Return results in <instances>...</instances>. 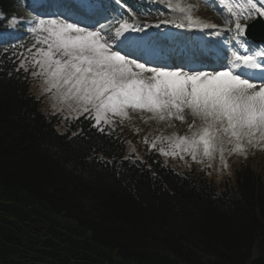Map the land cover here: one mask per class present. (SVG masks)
<instances>
[{
	"label": "trees",
	"instance_id": "trees-1",
	"mask_svg": "<svg viewBox=\"0 0 264 264\" xmlns=\"http://www.w3.org/2000/svg\"><path fill=\"white\" fill-rule=\"evenodd\" d=\"M22 3L0 0V28ZM24 51L0 43V264H264V168L241 164L218 192L201 171L125 158L90 119L59 133Z\"/></svg>",
	"mask_w": 264,
	"mask_h": 264
},
{
	"label": "snow or ice",
	"instance_id": "snow-or-ice-1",
	"mask_svg": "<svg viewBox=\"0 0 264 264\" xmlns=\"http://www.w3.org/2000/svg\"><path fill=\"white\" fill-rule=\"evenodd\" d=\"M219 3L234 18L233 40L248 45L244 52L233 51L229 63L221 65L219 71L168 70L130 58L120 47L123 41L117 43L115 38L126 31H142L148 26L125 21L116 30L115 38L108 37L102 28L90 27L73 18L76 12L85 13L92 7L91 0H75L61 5L64 11L36 19L29 29L34 36L32 47L27 49L33 54L30 63L35 71L32 75L42 77L46 85L44 91L55 90L70 109L78 110L79 114L89 113L96 121L94 126L110 123V116L127 117L129 109L159 115L161 120L165 112L171 116L175 110L176 118L181 121L184 116L179 113L188 110L203 121V127L193 133L191 139L178 138L180 144L188 146L184 150H190L194 161L200 146L204 155L210 156L224 136L229 142L246 139L252 144L257 137L264 140V50L253 52V45H249L247 39H239L245 36L247 29V24H242L241 20L264 17V0H245L244 3L219 0ZM169 7L181 13L182 19L160 23L199 31L217 28L215 24L194 18L192 5L182 6L177 2L170 3ZM24 64L25 61H21V67ZM145 73L151 75L145 76ZM233 151H243L242 145L237 143ZM161 154L175 155L163 149Z\"/></svg>",
	"mask_w": 264,
	"mask_h": 264
},
{
	"label": "rangeland",
	"instance_id": "rangeland-1",
	"mask_svg": "<svg viewBox=\"0 0 264 264\" xmlns=\"http://www.w3.org/2000/svg\"><path fill=\"white\" fill-rule=\"evenodd\" d=\"M40 2V0H27L25 7L21 14L14 20L10 21L8 26L13 28H18L26 32L27 38H33V34L29 31V29L33 26L34 21L36 19L46 17L49 15L48 13L64 11V9L60 6L57 7H49L34 9L33 6L36 2ZM61 1V0H59ZM165 2L168 7L169 4H175L177 2L181 3L182 6L192 5V14L195 17H198L203 22H214L221 24H228V22L224 21L222 15L211 6L207 0H162ZM38 12H44L43 15L38 14ZM68 14V13H66ZM169 20H175L179 17L182 19L173 9L169 7L168 10ZM73 16L81 17L78 12ZM97 21L96 23L89 22L88 26L93 28H102L104 33L108 36H114L115 32L119 28L118 26H114V20H107L103 17V15H99L96 13ZM94 16V17H95ZM225 22V23H224ZM143 26L144 23L140 22ZM109 35H108V34ZM123 35H125L123 33ZM226 39H230V43L223 44V49L226 54L232 53L235 51L233 37L230 36L229 33H221ZM129 35H127L128 38ZM123 37V36H122ZM119 37V38H122ZM118 39V38H116ZM122 39L117 40V43H120ZM34 43V39H33ZM32 44L27 45L26 49L32 47ZM39 47V45H37ZM35 49H33V52ZM33 59V54L28 51H24L22 57L19 60V66L21 67V61H25L24 69H28V76L30 78L29 82V91L35 99L40 101V110L44 114H51L59 116V121L56 124V129L59 133H63L65 131V123L70 122L74 119H77L81 116H86L92 118L89 113L79 114L78 110H73L68 107V104L62 103L59 95L53 90L52 92H45L44 88L46 85L43 83L42 77H34L32 72L35 69L32 67L30 61ZM181 69L183 71H188L186 66H177L172 67L171 70ZM212 70H221L209 68V71ZM75 108V105H73ZM141 117L147 119L150 124H156L155 126H148L136 111L128 110L127 117L120 116H110V123L105 124L101 122L97 127L100 129L106 130H116L118 132H122V135L125 137L124 139V157L130 158L132 160H147L148 156H154L158 158L160 164L163 166H168L169 168L176 171H188V170H196V171H204L207 179L214 183L218 192H221L224 189L225 184L227 182L233 183L235 177V170L238 168L241 163L249 162L251 165H264V140H260L259 137L254 139L252 144H249L247 140H242L237 142L233 139L229 142V138L227 136L223 137V142L217 143V148L212 152L210 156H205L203 153V147L200 146L196 152V160L192 159V155L190 150L185 151L187 145L180 144L179 137H187L191 139L193 137V133L199 132L203 127V121L198 117H194L193 123H191L193 116L185 110L179 115L184 116V120L181 121L177 119V113L173 110V114L169 116L167 112H165L164 119L170 120L173 124L179 125L180 123L184 125H193L192 128L181 127L175 128L173 124L168 122H161L159 115L153 116L152 113L147 111H140ZM94 115V114H93ZM94 125H96L95 119H93ZM147 141V142H145ZM237 143L242 145L243 151H233L236 148ZM180 145L177 147V145ZM221 148L223 151H221ZM164 150L167 153H174L175 155H165L161 154V150ZM183 157V159H181ZM226 165V166H225Z\"/></svg>",
	"mask_w": 264,
	"mask_h": 264
},
{
	"label": "water",
	"instance_id": "water-1",
	"mask_svg": "<svg viewBox=\"0 0 264 264\" xmlns=\"http://www.w3.org/2000/svg\"><path fill=\"white\" fill-rule=\"evenodd\" d=\"M260 39H262L261 37H259Z\"/></svg>",
	"mask_w": 264,
	"mask_h": 264
},
{
	"label": "bare ground",
	"instance_id": "bare-ground-1",
	"mask_svg": "<svg viewBox=\"0 0 264 264\" xmlns=\"http://www.w3.org/2000/svg\"><path fill=\"white\" fill-rule=\"evenodd\" d=\"M128 35H130V34H128Z\"/></svg>",
	"mask_w": 264,
	"mask_h": 264
}]
</instances>
